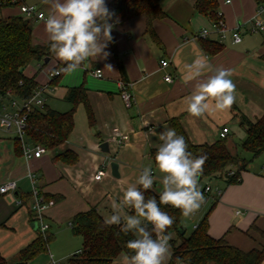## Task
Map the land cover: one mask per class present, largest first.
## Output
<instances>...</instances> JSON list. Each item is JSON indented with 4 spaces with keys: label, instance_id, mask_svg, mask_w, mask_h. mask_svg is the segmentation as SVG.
Here are the masks:
<instances>
[{
    "label": "crops",
    "instance_id": "crops-1",
    "mask_svg": "<svg viewBox=\"0 0 264 264\" xmlns=\"http://www.w3.org/2000/svg\"><path fill=\"white\" fill-rule=\"evenodd\" d=\"M18 1V4L1 7L0 19L17 15L27 17L20 11L22 4L37 5L45 16L50 11V5L44 0ZM110 1L106 0V4ZM160 3L165 16L153 22L158 41L147 32L144 15L116 23L112 31L115 47L109 43L105 49L109 53L106 59L89 58L76 72L62 71L55 79L49 74L54 69L62 70L63 62L50 51L44 21L32 18V42L37 46H48L46 57L49 61L33 60L24 69V74L34 77L38 85L49 87L47 107L59 112L73 108V103L66 98L70 88L83 86L93 121L90 123L85 105L77 104L75 125L68 140L40 157L26 156L22 144L19 148L16 142L15 131L0 127V186L12 180L18 184L16 191L0 193V257L5 261L14 262L19 251L39 234L29 209L33 187L55 200L47 213L53 234L55 227L67 222L71 228L72 218L92 207L108 219L113 214L112 202L122 200L123 191L137 181L143 168L151 167L154 176L160 173L153 154L161 142L149 131L152 128L156 132L164 131L165 127L174 129L173 122L178 120L192 143L212 144L220 139L222 128L228 127L226 145L229 151L251 159V153L240 147L247 135L240 120L242 115L254 121L264 114V32L252 31L257 1L218 0L217 11L222 12L228 25L224 39L214 32L210 16L196 9V0H160ZM203 29L209 30L205 38L199 37ZM237 29L243 37L240 43H234L232 38ZM200 56L207 58L213 72L205 70L197 80L186 82L185 65ZM162 59L170 61L165 68L160 67ZM119 62L125 74L120 71ZM217 68L231 71L230 79L236 86L235 103L229 110L221 111L210 102L205 115L191 116L186 111V98L194 91L197 81L207 79ZM96 69L102 70L101 77L94 75ZM167 74L172 77L171 81L165 80ZM121 80L132 84L134 102L131 106H127L120 96ZM114 127L128 135V139L122 143L113 141ZM236 132L238 137L234 140ZM104 142L109 143V152L101 149ZM26 146L34 147L27 138ZM66 150L77 155L74 163L55 159L57 153ZM113 161L118 163L119 177L112 173ZM102 166L106 167V176L94 181L93 175ZM30 174L36 175L35 182ZM201 180L199 177V182ZM157 187L155 181L153 190L159 194ZM203 189L200 188L201 192ZM217 189L222 190L221 195L211 190L204 197V202L217 201L209 221V234L217 239L224 238L244 251L264 246V154L249 162L241 172L239 183ZM58 197L61 199L57 200ZM237 209L242 213L236 214ZM130 211L125 207L120 214L131 215ZM180 235L176 231L169 233L171 253L172 243L180 244ZM46 255L41 254L27 264H42L44 260L49 263L52 255ZM123 257L119 256L112 264H123Z\"/></svg>",
    "mask_w": 264,
    "mask_h": 264
},
{
    "label": "trees",
    "instance_id": "trees-1",
    "mask_svg": "<svg viewBox=\"0 0 264 264\" xmlns=\"http://www.w3.org/2000/svg\"><path fill=\"white\" fill-rule=\"evenodd\" d=\"M256 1L258 4L264 2V0ZM18 3H20L18 0H0V8ZM107 6L115 13L114 20L118 17V23L144 15L147 32L158 41L153 22L165 16L160 0H111ZM195 7L200 13L210 16L213 21L216 20L218 0H196ZM32 18L17 15L0 19V97L8 99L10 91L16 98L27 99L38 86L34 77H28L23 72L33 60L45 59L47 56L48 46H37L32 42ZM111 45L115 47L114 37ZM118 65L120 71L125 74L122 63L119 62ZM62 67H65L64 63ZM66 98L73 103V108L67 112H59L46 106L44 110H35L29 114L26 138L34 147L40 145L46 150H54L65 143L74 129V115L79 103L85 105L88 119L92 123L93 113L83 86L70 88ZM240 123L245 126L247 134L240 147L251 153V159H245L238 153L232 154L226 145V139H219L212 144L192 143L180 122L174 120L176 133L184 137L188 151L193 157L206 158L200 179L220 178L229 185L237 184L241 180V172L246 169L249 162L264 154V114L254 121L242 115ZM16 142L20 148L21 142L18 138ZM55 159L74 163L77 155L66 150L57 153ZM231 171L233 174L230 175ZM140 190L143 191L142 187ZM144 195L146 200L155 196L159 203V194L153 188L145 191ZM60 199L61 197L57 198ZM160 207L174 218L173 224L166 229L165 234L169 235L172 231L179 234L181 210L170 205L161 204ZM130 214L134 215V210L131 209ZM105 221L96 207L79 212L72 218L71 230L73 234L81 236L83 242L82 253L72 255L68 264H112L119 256L132 254L126 247L127 241L134 238L132 233L125 235L120 231V226H109ZM179 238L178 246L172 243L173 253L168 264H263L264 262V246L244 251L229 244L224 238L212 237L209 234L207 215L188 236L184 234ZM52 239L51 233L46 238L39 233L30 244L19 251L14 262H7L0 257V264H27L39 255L46 254Z\"/></svg>",
    "mask_w": 264,
    "mask_h": 264
},
{
    "label": "clouds",
    "instance_id": "clouds-1",
    "mask_svg": "<svg viewBox=\"0 0 264 264\" xmlns=\"http://www.w3.org/2000/svg\"><path fill=\"white\" fill-rule=\"evenodd\" d=\"M44 2L50 5V11L46 17L41 14V19L50 41V51L65 65L63 72H76L89 58L108 57L105 49L113 41L111 33L119 19L114 20L115 13L108 8L106 0ZM185 68L186 82L197 80L205 70L213 72L204 56ZM231 75L230 70L217 68L207 79L197 81L194 91L186 98V111L193 117H202L209 111L210 102L216 110H229L236 101V86ZM149 131L161 142L155 153L156 166L163 174L159 203L155 196L145 199L144 192L152 189L157 180L152 168L145 167L137 181L123 191L122 200L112 202L113 214L105 221L106 225L120 226L125 235L132 233L134 236L126 244L132 254L124 255L123 264H167L172 253L170 237L165 232L174 218L160 205L180 209L183 216L189 217L199 210L205 199L198 184L206 158L193 157L184 137L174 129L165 127L164 131L156 132L152 128ZM125 207L134 210L135 214L121 216Z\"/></svg>",
    "mask_w": 264,
    "mask_h": 264
},
{
    "label": "built area",
    "instance_id": "built-area-1",
    "mask_svg": "<svg viewBox=\"0 0 264 264\" xmlns=\"http://www.w3.org/2000/svg\"><path fill=\"white\" fill-rule=\"evenodd\" d=\"M230 2V0H227ZM20 11L25 14L27 17H37L41 19V14L45 16L43 12H41L37 5L33 4H22L20 5ZM216 20L212 22V28L214 32H216L220 39H224L226 36V32L228 31V25L226 24L223 14L220 11L216 12ZM253 32H264V2L258 4L257 10L253 20ZM209 34L208 29H203L199 33V37H207ZM232 38L234 43H240L243 40V37L239 31V29L235 30L232 33ZM170 61L168 59H162L160 61V67L165 68L169 65ZM62 73L61 69H54L50 72L49 76L54 79L60 76ZM94 75L97 77L102 76V70L96 69L94 71ZM166 81H171L172 77L167 74L165 75ZM132 84L126 81H119V91L120 96L127 106H131L134 102V95L131 91ZM47 85H38L33 91L30 98L27 99H19L11 95L10 91L8 93V99L4 97H0V127L6 131L14 130L16 133V137L20 140L24 153L26 156H34L40 157L47 150L43 146H36L33 148L27 147L24 141L26 138V127H27V119L29 114L35 110H44L47 106ZM10 96V97H9ZM229 134V128L223 127L220 132V139H226ZM111 139L118 143H122L123 141L128 139V135L123 133L118 127H114L112 129ZM107 174V170L105 166L97 169L96 173L93 175L92 179L94 181L102 180ZM233 174V171L230 172V175ZM33 182L36 181V175L30 174L29 176ZM18 188V184L16 181H7L0 186V193L7 194L13 191H16ZM211 190H215L216 194L219 196L222 194V190L213 189L210 184L205 185L202 193L203 196L207 195ZM55 205V200L52 198L45 197L36 187H33L32 190V202L30 206V215L33 223H36L37 229L40 234H42L45 238L50 234V224L47 221V213L51 207ZM241 209L236 210V214H241ZM77 253L81 254L82 249ZM48 264H61L57 262L52 256H50Z\"/></svg>",
    "mask_w": 264,
    "mask_h": 264
},
{
    "label": "rangeland",
    "instance_id": "rangeland-1",
    "mask_svg": "<svg viewBox=\"0 0 264 264\" xmlns=\"http://www.w3.org/2000/svg\"><path fill=\"white\" fill-rule=\"evenodd\" d=\"M254 33H258V32H254ZM237 137H238V133L236 132V136L233 137L234 140ZM24 141L26 144V138H24ZM155 177L157 178L156 182H158L157 189L160 192H162L163 191V184H162L163 174L156 173ZM206 183H209L213 187V189H217L219 187H221L222 189H225V187L228 185L225 180L220 179V178H217V179L216 178H211V179L203 178L198 184L199 188H204ZM216 202L217 201L215 200L214 201L208 200L206 202H203L199 210H197L193 215L189 217H185L181 215L180 225H183L184 227H186L188 235L194 230L195 226L198 225L200 221L206 215L208 216V222L210 221L211 214L213 213V210L215 209L214 205L216 204ZM52 233H53V239L49 243L48 252L46 253L47 254L46 256H49L51 254L57 262L61 264H68L70 257L77 250L82 248V242H83L82 237L73 234L68 222L66 224L61 225L60 227H55ZM36 264H39V262H37ZM42 264H48V263L46 260H44Z\"/></svg>",
    "mask_w": 264,
    "mask_h": 264
},
{
    "label": "water",
    "instance_id": "water-1",
    "mask_svg": "<svg viewBox=\"0 0 264 264\" xmlns=\"http://www.w3.org/2000/svg\"><path fill=\"white\" fill-rule=\"evenodd\" d=\"M45 63H48L49 61V58L46 57L45 59ZM101 149L104 151V152H109V143L108 142H104L100 145ZM111 170H112V173L113 175H115L116 177H119V172H118V163L116 161H113L111 163ZM34 225L37 227L36 223H34ZM185 228L180 225L179 227V232L181 235H184L185 234Z\"/></svg>",
    "mask_w": 264,
    "mask_h": 264
}]
</instances>
